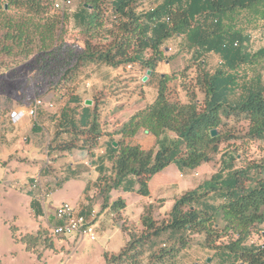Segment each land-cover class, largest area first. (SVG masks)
Segmentation results:
<instances>
[{"label": "trees", "instance_id": "16d2710c", "mask_svg": "<svg viewBox=\"0 0 264 264\" xmlns=\"http://www.w3.org/2000/svg\"><path fill=\"white\" fill-rule=\"evenodd\" d=\"M143 1L77 0L74 17L82 47L65 43L67 18L63 12L50 14L54 0L0 1V28H6L13 45L22 49L37 37L39 55L63 62L65 69L58 71L55 87L68 86L82 69L95 63L112 68L137 63L152 76L164 60L165 43L174 36H182L192 56L199 59L195 86L204 94L202 103L190 97L187 103L171 100L170 77L163 75L154 101L112 132L120 139L111 173L98 179L96 196L102 209L114 213L123 210L125 203L110 202L113 190L133 192L137 185L136 193L147 197L150 180L170 164L180 171H193L211 162L220 145L233 139L264 145V81L257 76L239 84L237 75L238 67L264 58V46L251 56L243 48L240 33L226 27L235 15L264 19V0H162L149 9ZM9 8L24 11V17L13 20L6 14ZM235 41L238 47H233ZM210 53L223 62L213 73L203 69V57ZM230 119L245 120L246 132L241 136L231 130L221 132ZM81 123L88 126L85 143L95 144L102 135L99 123L95 118ZM142 131L156 137L153 149L145 151L126 142ZM167 133L175 137L169 139ZM238 157L223 152L219 170L178 198L166 221L157 223L150 213L144 214L140 234L129 232V241L118 254H104L105 264H138L146 249L155 247V239L164 235L176 238L175 244L154 251L151 264H177L194 235L202 236L201 247L219 256L220 264H264V229H258L264 226V156L259 163L237 168ZM254 231L263 240L259 245L248 244Z\"/></svg>", "mask_w": 264, "mask_h": 264}, {"label": "crops", "instance_id": "0c3cea01", "mask_svg": "<svg viewBox=\"0 0 264 264\" xmlns=\"http://www.w3.org/2000/svg\"><path fill=\"white\" fill-rule=\"evenodd\" d=\"M161 2L154 4L153 0H144L143 6L149 9ZM168 50L172 51L170 47ZM213 55L214 53H210L207 56L210 58ZM173 68L168 62L159 64L154 74L143 82L146 71H141L137 63L116 68L92 64L82 69L75 80L68 84L76 88L74 94L61 95L57 103L45 102L35 118L23 116L17 123H10V113L27 106L0 114V155L10 159L8 164H18L23 160V164L35 168L30 179L39 177L41 185L51 193L48 203L43 206L44 212L47 207L50 213L45 216L44 223L39 228H49L46 220L55 221L54 208L61 202L70 203L83 215H96L94 226L98 238L91 252L84 254L88 260H101V264H105V253L115 255L126 246L129 236L123 231L117 216L122 215L130 221H137L146 213H150L156 221L160 216L167 218L178 198L207 181L208 173L211 176L215 174L209 167L211 162L204 163L193 171H180L176 165L170 164L150 180V194L147 197L136 193L137 185L133 192L113 190L110 202L121 199L125 203V208L118 213L108 208L102 209L101 200L96 196L98 179L111 173L114 149L120 139L112 132L127 122L136 110L154 101L161 76L169 74ZM188 100L186 94L178 102L187 103ZM93 118L99 123L102 135L90 146L85 143L88 126L81 122L86 124ZM8 122L10 129H7ZM144 132L126 142L145 151L153 149L156 137ZM166 137L172 139L175 136L167 133ZM193 172L198 175L193 176ZM27 190L31 193L29 187ZM58 190L65 192L69 199L55 201L53 195ZM32 196L31 206H40L38 192L32 191ZM195 238L199 241L196 245L192 243ZM81 241L76 236L55 237L52 245V250L56 253L54 256L77 252L81 249ZM202 241L200 235L191 236L192 245L180 253L179 260H201L205 255L201 247ZM156 248L146 249L140 260H150ZM184 264L200 263L186 261Z\"/></svg>", "mask_w": 264, "mask_h": 264}, {"label": "rangeland", "instance_id": "374dc122", "mask_svg": "<svg viewBox=\"0 0 264 264\" xmlns=\"http://www.w3.org/2000/svg\"><path fill=\"white\" fill-rule=\"evenodd\" d=\"M158 1L161 2L162 0H153V3ZM76 10L77 0L71 10L63 12L67 18V24L64 27L66 31L64 40L66 44L71 46L82 47L81 37L77 34L78 23L74 17ZM5 11L7 16L15 21L24 17V11L17 12L12 8L5 9ZM61 13V11H55L53 7L50 11L52 15L60 16ZM262 20L261 17H252L247 13L241 14V16L235 15L230 20L228 19L229 22L226 26L229 28L228 31L240 33V36L244 38L243 48L251 56L264 46V22ZM32 39L34 40L33 43L29 42L21 49V47L12 44L10 37H6V28H0V114L9 112L13 108L29 106L36 99H40L44 103H57L61 95L69 96L76 91V88L71 85L55 87V83L60 77L58 71L65 69L62 66L63 62L57 59L50 60L39 55L36 45L37 37H32ZM165 44H167V55L165 54L163 62L159 64L168 62L174 67L167 74L170 77L167 83L169 98L178 101L188 94V97L195 98L202 103L204 94L195 86L196 76L200 74L199 59L192 56L193 53L187 47L182 36H174ZM169 47L172 51L168 50ZM203 59L205 61L203 69L209 73H213L223 66V64H219L221 58L216 54L210 58L205 55ZM88 66L90 65L86 67ZM140 70L145 71L143 68ZM237 75L239 84L244 80L253 81L257 76H261L264 81V58L253 59L249 64L238 67ZM177 88L180 90L178 91ZM227 124V128L220 129L221 132L231 130L235 131L238 136L246 132L247 122L243 119L239 121L230 119ZM7 125V129H10L9 122ZM219 148L220 152L214 156L209 165L214 173L220 168V157L223 152L238 154L239 157L235 161L237 168L245 164L259 163L264 156V145L256 140L245 142L244 139H233L223 142ZM9 161L10 159L0 155V264H101V260H88L84 257V254L91 252L96 243L87 239L81 241V249L77 252L71 254L66 252L63 256H54L56 253L54 254L52 245L55 236H52L51 233L53 222L46 220L45 223L49 228H39L44 223L45 216L50 213L47 207L45 212L43 210V206L45 207L48 203L50 196L45 200L39 198L40 206H31L32 191L29 193L27 188L35 179H30L35 168L23 164V160L18 164H8ZM192 174L196 173L193 172ZM207 176L209 180L210 173ZM208 196L211 198V192ZM53 198L55 201L60 199L67 201L69 196L58 190L54 193ZM41 210L43 214H41ZM116 218L121 223V227H124V232L140 234V218L137 221H130L122 215ZM166 220L167 218L160 216L156 222L161 223ZM258 229H264V226ZM175 241L176 238L168 235L155 239L154 244L157 247L155 251L167 249L175 244ZM262 242L260 234L254 231L248 244L259 245ZM192 243L196 245L199 241L195 238ZM161 244H166V247H161ZM203 252L205 255L201 260H178L177 264H184L186 261H199L200 264H220L219 256L214 255L213 251L203 249ZM207 259L210 261L206 262ZM138 264H151V260H140L139 258Z\"/></svg>", "mask_w": 264, "mask_h": 264}, {"label": "built area", "instance_id": "2783aa9c", "mask_svg": "<svg viewBox=\"0 0 264 264\" xmlns=\"http://www.w3.org/2000/svg\"><path fill=\"white\" fill-rule=\"evenodd\" d=\"M2 1V0H0ZM76 0H56L54 1L53 8L55 11L65 12L71 10L74 7ZM264 22V19L262 20ZM239 42L235 41L233 47H238ZM222 65V60L219 61ZM44 106V102L40 99H36L31 105L25 109L11 112L9 119L12 124L17 123L23 116H29L35 118L38 114V110ZM197 176L198 174H194ZM30 191H37L41 200L48 198L51 193L45 189L39 180V177L35 178L33 183L29 186ZM54 218L56 224L52 227V235L55 237H69L76 236L81 240L87 239L90 242H95L97 239L94 222L96 215L91 213L89 215H83L76 210L68 202H61L54 208ZM161 247H166V244H162Z\"/></svg>", "mask_w": 264, "mask_h": 264}, {"label": "water", "instance_id": "95a60500", "mask_svg": "<svg viewBox=\"0 0 264 264\" xmlns=\"http://www.w3.org/2000/svg\"><path fill=\"white\" fill-rule=\"evenodd\" d=\"M165 51H167V49H165ZM150 75H151V72H150V71H147L145 77L143 78V82L147 81V79H148V77H149ZM87 103L90 104L89 101H87ZM144 133H145V134H148V131H145ZM211 135H212V136H215V135H216V131H212V132H211ZM114 145H115V144H114ZM209 261H210L209 259L206 260V262H209Z\"/></svg>", "mask_w": 264, "mask_h": 264}]
</instances>
